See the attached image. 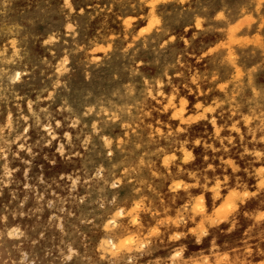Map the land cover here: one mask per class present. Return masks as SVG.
<instances>
[{
  "label": "rangeland",
  "instance_id": "1",
  "mask_svg": "<svg viewBox=\"0 0 264 264\" xmlns=\"http://www.w3.org/2000/svg\"><path fill=\"white\" fill-rule=\"evenodd\" d=\"M263 182L264 0H0V264H264Z\"/></svg>",
  "mask_w": 264,
  "mask_h": 264
},
{
  "label": "bare ground",
  "instance_id": "2",
  "mask_svg": "<svg viewBox=\"0 0 264 264\" xmlns=\"http://www.w3.org/2000/svg\"><path fill=\"white\" fill-rule=\"evenodd\" d=\"M156 19H157V18H156ZM140 32H141V31H140ZM233 62H234V61H233ZM253 67H254V66H253ZM171 97H172V95H171ZM196 105H197V104H196ZM105 112H106V111H105ZM176 113H177V112H176ZM198 115H200V114H198ZM198 115H197V116H198ZM197 116H195V117H197ZM191 119H192V118H191ZM247 119H248V118H247ZM184 120H185V119H184ZM178 129H179V128H178ZM261 139H262V138H261ZM105 141H106V140H105ZM259 153H260V152H259ZM260 167H261V166H260ZM260 169H261V168H260ZM256 170H257V169H256ZM258 170H259V169H258ZM261 170H263V169H261ZM261 180H262V179H261ZM175 182H176V181H175ZM173 183H174V182H173ZM263 183H264V182H263ZM230 194H231V193H230ZM234 194H235V193H234ZM230 197H231V196H230ZM228 198H229V196H228ZM198 199H199V198H198ZM198 199H197V200H198ZM226 199H227V198H226ZM226 199H225V200H226ZM199 201H200V200H199ZM226 201H228V199H227ZM200 203H201V201H200ZM224 203H225V202H224ZM228 203H229V202H228ZM228 203H227V204H228ZM222 204H223V203H221V205H222ZM233 204H234V203H233ZM230 205H231V204H230ZM202 206H203V205H202ZM223 206H224V205H223ZM228 206H229V205H228ZM220 207H221V206L219 205V208H220ZM217 208H218V207H217ZM217 208H216V209H217ZM232 208H234V206H233ZM223 209H224V208H223ZM226 209H227V208H226ZM217 210H218V209H217ZM231 210H232V209H231ZM216 212L218 213V211H216ZM223 212H224V211H223ZM260 213H261V212H260ZM218 216H219V215H218ZM212 218H213V217H212ZM221 219H222V218H221ZM214 220H215V219H214ZM13 228H14V227H13ZM14 231H15V230H14ZM203 231H204V230H203ZM12 234H13V233H12ZM123 241H124V240H123ZM121 243H122V241H121ZM123 243H125V244L127 245L126 242H123ZM132 244H133V243H132ZM108 246H109V245H108ZM120 246H121V244H120ZM120 246L118 245V247H120ZM118 247H116V245H115V248H116V249L114 248V249H115V252H117L116 250L118 249ZM128 247H130V246H128ZM114 249H113V250H114ZM118 250H120V249H118ZM30 263H31V262H30Z\"/></svg>",
  "mask_w": 264,
  "mask_h": 264
}]
</instances>
